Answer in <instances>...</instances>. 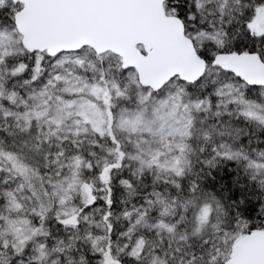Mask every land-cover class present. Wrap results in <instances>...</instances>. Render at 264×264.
Here are the masks:
<instances>
[{"label":"snow or ice","instance_id":"snow-or-ice-1","mask_svg":"<svg viewBox=\"0 0 264 264\" xmlns=\"http://www.w3.org/2000/svg\"><path fill=\"white\" fill-rule=\"evenodd\" d=\"M0 264H264V0H0Z\"/></svg>","mask_w":264,"mask_h":264}]
</instances>
